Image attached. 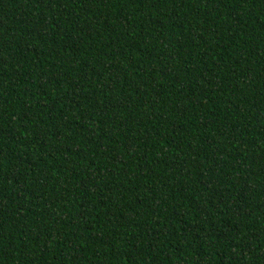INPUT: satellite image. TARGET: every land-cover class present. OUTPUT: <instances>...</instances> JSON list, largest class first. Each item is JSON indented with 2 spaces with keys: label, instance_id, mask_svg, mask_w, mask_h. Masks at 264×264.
<instances>
[{
  "label": "trees",
  "instance_id": "16d2710c",
  "mask_svg": "<svg viewBox=\"0 0 264 264\" xmlns=\"http://www.w3.org/2000/svg\"><path fill=\"white\" fill-rule=\"evenodd\" d=\"M0 264H264V0H0Z\"/></svg>",
  "mask_w": 264,
  "mask_h": 264
}]
</instances>
